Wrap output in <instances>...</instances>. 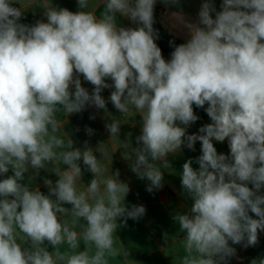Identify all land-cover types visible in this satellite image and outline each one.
<instances>
[{"label": "clouds", "instance_id": "obj_1", "mask_svg": "<svg viewBox=\"0 0 264 264\" xmlns=\"http://www.w3.org/2000/svg\"><path fill=\"white\" fill-rule=\"evenodd\" d=\"M156 2L101 0L97 16L90 0H77L75 12L42 0L44 18L29 25L21 22L25 11L15 0H0V174L11 172L0 179V264L131 261L116 233L128 219L140 220L146 208L126 204L129 184L119 169L109 171L101 162L103 143L77 147L65 130L67 117L88 107L107 114L104 89H113L108 100L120 116L134 110L140 117L136 146L124 148L131 171L149 181L148 192L163 187L170 156L201 143L198 168L189 158L179 173L181 194L191 201L172 217L184 234L179 264H229L237 255L232 245L259 243L264 0H222L219 11L213 0H203L198 22H184L186 41L170 42V59L156 42ZM125 19L134 26H123ZM194 105L211 122L189 134L199 119ZM105 128L110 140L118 138L121 120L112 117ZM85 131L94 134L91 127ZM225 140L229 153H218L214 142ZM81 162L93 174L86 185ZM41 170L58 177L43 178L47 194L31 186ZM251 264H264V257Z\"/></svg>", "mask_w": 264, "mask_h": 264}, {"label": "crops", "instance_id": "obj_2", "mask_svg": "<svg viewBox=\"0 0 264 264\" xmlns=\"http://www.w3.org/2000/svg\"><path fill=\"white\" fill-rule=\"evenodd\" d=\"M16 7H22L25 11L21 22L25 24H34L37 20L43 19V10L40 9L42 0H15ZM54 6L67 8L70 11H78L77 0H51ZM203 0H179L178 5L165 4L162 0H157L155 7L158 8L157 23L162 31L173 41L178 44L184 43L188 38V29L184 27V22H198V12ZM217 11L221 10L222 0H213ZM102 5L101 0H90L89 10H94L96 15L99 7ZM98 16V15H97ZM124 26H134L130 21L125 19ZM173 49H169L166 54L162 51L165 59H170V53ZM82 86L87 88L91 93L93 86L84 81L81 76ZM111 83V81H108ZM113 89H104L102 96L107 102V114L104 110H98L95 107H88L81 113L72 114L67 117L69 123L65 130L72 134L73 140L77 147H83L85 141L89 146L96 149L100 147L106 151V156L101 161L112 172L119 169L120 179L129 184L130 192L126 197V204L143 205L146 208V214L138 221L132 219L127 220V225L118 229L116 236L120 242L129 250V264H179V257L183 255V248L180 239L183 233L179 232L178 224L172 219L176 212H184L190 205L191 201L184 198L181 194V181L179 173L182 171L183 163L189 159H193V167L198 168L195 163V157L201 154V143L195 144V151L187 148L182 150L175 156H170L172 163V171L164 173L163 187L153 192H148L146 187L149 181L139 179L135 173L131 171L130 161L125 155V143H131L136 146L135 137L140 134V117L133 110L132 113L120 116V113L114 108L108 97ZM110 114V115H109ZM95 116V119H90ZM112 117L121 120V131L118 138L110 140V133L106 130L105 124L110 123ZM66 121V117L62 120ZM210 118L205 117L197 120L188 128V133H197L198 129L204 124L210 123ZM91 127L94 130L92 136H88L85 129ZM79 131H76V129ZM218 153H224L228 148L227 140L224 142H214ZM100 157V153H95ZM82 183L85 185L93 178V174L88 172L82 162ZM7 174V173H6ZM25 175V183H27ZM7 176L2 177L1 179ZM48 177L53 182L58 177L44 170L40 171L39 176L32 182L31 186L39 187L42 191L47 188L43 184V178ZM264 192V189H262ZM66 207H71L66 205ZM251 214V213H250ZM254 215V214H253ZM255 218V217H254ZM120 223V221H118ZM46 246L49 251L52 250L50 245ZM237 249V255L231 258L229 264H251L252 260L264 257V231L259 233V243L256 246L247 248L241 245H232ZM83 246H81L82 250ZM133 261V262H132Z\"/></svg>", "mask_w": 264, "mask_h": 264}, {"label": "trees", "instance_id": "obj_3", "mask_svg": "<svg viewBox=\"0 0 264 264\" xmlns=\"http://www.w3.org/2000/svg\"><path fill=\"white\" fill-rule=\"evenodd\" d=\"M102 10H103V5H101L100 7H99V9H98V11H97V15L99 16L100 15V13L102 12ZM157 12H158V8H154V17H155V23L158 25V23H157ZM126 24V22H125V20H123V26ZM159 26V25H158ZM159 28H160V26H159ZM161 29V28H160ZM162 30V29H161ZM157 42V44H158V46L161 48V50L164 52V53H166V54H168L169 53V49H167L166 47H164L158 40L156 41ZM194 107V111H195V113L197 114V116L199 117V119L198 120H201V119H203V118H205V117H208V115L206 114V112L204 111V109L203 108H196L195 107V105L193 106ZM205 107H207V105H205ZM58 118L60 119V120H63L64 118H65V116L63 115V114H58ZM229 153V148H227L226 149V151H225V154H228ZM9 175H11V172H9V173H7V175L6 176H9ZM6 178V177H5ZM42 192L44 193V194H47L48 193V189L47 188H45V189H43L42 190Z\"/></svg>", "mask_w": 264, "mask_h": 264}, {"label": "water", "instance_id": "obj_4", "mask_svg": "<svg viewBox=\"0 0 264 264\" xmlns=\"http://www.w3.org/2000/svg\"><path fill=\"white\" fill-rule=\"evenodd\" d=\"M154 29L156 30V32H158L159 34V39L158 41L167 49H173L172 46H170V42H174L175 45H179L177 42L171 40L160 28L159 26L154 23L153 25ZM7 174H0V179L4 176H6Z\"/></svg>", "mask_w": 264, "mask_h": 264}]
</instances>
